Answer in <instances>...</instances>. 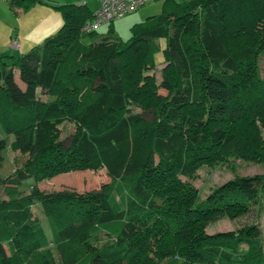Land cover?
Returning <instances> with one entry per match:
<instances>
[{
    "label": "trees",
    "instance_id": "1",
    "mask_svg": "<svg viewBox=\"0 0 264 264\" xmlns=\"http://www.w3.org/2000/svg\"><path fill=\"white\" fill-rule=\"evenodd\" d=\"M4 1L15 15L44 2ZM51 6L61 18L55 32L25 53H0V151L12 135L10 149L25 156L0 177V264H55L50 242L61 264H264L257 223L205 232L218 216L262 207L264 173L237 175L233 161L264 165V0H163L126 39L113 34V20L89 43L84 4ZM158 50L159 83L149 74ZM65 121L73 125L67 146L58 139ZM220 164L232 177L198 199L189 179ZM99 169L109 179L95 191L36 186Z\"/></svg>",
    "mask_w": 264,
    "mask_h": 264
},
{
    "label": "rangeland",
    "instance_id": "2",
    "mask_svg": "<svg viewBox=\"0 0 264 264\" xmlns=\"http://www.w3.org/2000/svg\"><path fill=\"white\" fill-rule=\"evenodd\" d=\"M163 0H149L145 5L139 7L135 10L124 13L122 16L117 18L112 22V32L115 36L120 39H126L129 36V28L133 23L140 22L144 20L146 16L156 14L161 9V3ZM178 1V0H176ZM0 42L4 40V37L8 35L7 33L13 29L15 14L11 12L6 16L3 15V8H5V1L0 3ZM7 6V5H6ZM9 10V9H8ZM10 16V17H9ZM59 28V26H58ZM56 28V30L58 29ZM54 30V31H56ZM107 33V24H101L95 30V35L89 37L86 33H82L81 40L85 43L97 41L100 35ZM158 44L160 47L164 46V41L162 38L158 39ZM10 43V42H9ZM0 48V53L2 54H14L19 55L20 53H25L28 51L23 48H13L10 44L7 46H2ZM162 55L158 50L154 53L155 68L149 72L155 76L156 82L160 81V68L162 67ZM259 73L262 78H264V56L258 59ZM166 87L161 86L157 89V94L162 97L166 94ZM131 113H136L146 119L153 118V110L147 109L143 110L140 106H130ZM73 125L69 122H62L58 125V139L62 141L64 146H67L72 135ZM261 135L264 138V128L261 129ZM13 136L10 135L5 139V145L1 149V160H0V177H5L14 172V170L22 164L25 156L20 154V152L13 151L10 149L9 144ZM235 166V173L237 175H251L255 173H264V165L257 164L254 162L244 161L241 159H236L233 161ZM232 172L230 168L226 165H213V166H201L193 179H189L190 183L198 190V199L204 198L209 191L228 180L232 177ZM108 176L105 174L103 169L96 171L91 170H77L69 171L65 173H60L49 180H43L36 184L37 188L42 191H56V190H70L78 193L84 191H95L98 186L108 181ZM182 179H184L182 177ZM33 184L32 179L25 180L21 186L23 193H28L31 190ZM0 198H4L2 193V187H0ZM35 217L41 223L45 234L50 237L49 234V224L47 218L45 217L41 206L37 203L32 208ZM255 222L258 224L261 233V243L264 255V189L262 191V207L257 210L256 206H252L247 214L239 216L234 219H228L225 216H218L206 224L205 232L212 233L216 231H226L233 230L240 225L249 224ZM105 234L103 232L98 234V243H102L105 239ZM49 249L53 255L55 264H61L59 254L51 242L49 243Z\"/></svg>",
    "mask_w": 264,
    "mask_h": 264
},
{
    "label": "crops",
    "instance_id": "3",
    "mask_svg": "<svg viewBox=\"0 0 264 264\" xmlns=\"http://www.w3.org/2000/svg\"><path fill=\"white\" fill-rule=\"evenodd\" d=\"M1 1L4 0H0V3ZM68 3L84 4L90 12H93L98 5L97 0H44L43 3H36L26 11H19L13 23V26L16 25L7 33L8 35L4 37V40L0 42V48L3 49L2 46L4 45L8 47L12 37L18 39L20 48L24 50H29L34 45L40 43L45 36L55 32L54 30L61 24L59 12L51 5ZM2 12L4 16L9 13L12 15L6 4Z\"/></svg>",
    "mask_w": 264,
    "mask_h": 264
},
{
    "label": "built area",
    "instance_id": "4",
    "mask_svg": "<svg viewBox=\"0 0 264 264\" xmlns=\"http://www.w3.org/2000/svg\"><path fill=\"white\" fill-rule=\"evenodd\" d=\"M149 0H97V8L92 12V16L86 19L81 25L82 33H89L96 30L99 25L109 23L124 13L135 10ZM13 48H19L18 39L13 38L10 41Z\"/></svg>",
    "mask_w": 264,
    "mask_h": 264
}]
</instances>
